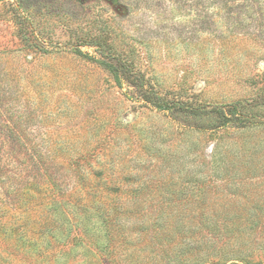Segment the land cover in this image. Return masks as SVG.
<instances>
[{
	"label": "rangeland",
	"instance_id": "rangeland-1",
	"mask_svg": "<svg viewBox=\"0 0 264 264\" xmlns=\"http://www.w3.org/2000/svg\"><path fill=\"white\" fill-rule=\"evenodd\" d=\"M119 63L143 72L169 101L236 105L257 123L210 130L213 114L163 116L117 84ZM4 137L24 140L18 150L48 153L63 190L213 182L204 224L229 225H219L218 239L207 228L201 235L227 247L190 258L264 264V0H0ZM162 191L146 186L140 198ZM10 252L0 239V264H24Z\"/></svg>",
	"mask_w": 264,
	"mask_h": 264
},
{
	"label": "trees",
	"instance_id": "trees-1",
	"mask_svg": "<svg viewBox=\"0 0 264 264\" xmlns=\"http://www.w3.org/2000/svg\"><path fill=\"white\" fill-rule=\"evenodd\" d=\"M93 46L103 56L100 43ZM121 63L113 73L117 84L125 81L141 104L163 116L213 114L218 121L210 130L257 123L236 105L208 110L169 101L143 72ZM20 146H25L24 140L0 139V239L11 254L22 256L24 264H193L191 256L227 247L208 245L201 235L207 228L218 239L220 226L229 225L224 220L209 230L204 224L208 216L201 211L213 182H186L177 189L175 182H82L81 190L70 184L63 190L55 185L57 174L50 169L56 165L47 161L49 154L18 150ZM78 177L84 178L81 170ZM146 186L163 188L166 198L156 192L140 198ZM33 192L42 198L34 200ZM191 208L200 213L188 217Z\"/></svg>",
	"mask_w": 264,
	"mask_h": 264
}]
</instances>
